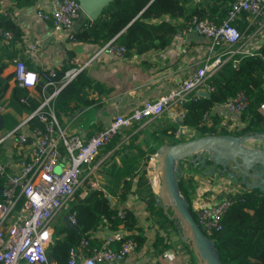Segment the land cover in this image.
Instances as JSON below:
<instances>
[{
	"label": "trees",
	"instance_id": "trees-1",
	"mask_svg": "<svg viewBox=\"0 0 264 264\" xmlns=\"http://www.w3.org/2000/svg\"><path fill=\"white\" fill-rule=\"evenodd\" d=\"M234 0H203L195 7L187 9V4L191 0H113L103 10L99 18L93 21L91 26L88 20H81L79 27L72 33V41L80 43H90L104 46L112 39L119 46L126 49L125 57H131L134 53H140L146 47L154 50L165 49L172 41V38L184 28L185 23L197 16L201 19L209 18L216 24H221L226 18L231 4ZM37 0H15L17 8L32 7ZM169 22L165 21V17ZM244 14L243 19L236 22L238 29L243 32L248 24ZM183 19L184 23L176 26L173 21ZM0 31L12 34L10 40L0 35V43L7 42L1 46L0 50V106L9 108L17 115H31L44 100L43 86L46 79L41 78L37 85L36 94H31L28 90L20 88L17 84L12 88L10 96L7 93L10 89V82L14 79V74L4 76L5 70L13 60V54L8 55V62H4V51H13V46L21 41L22 31L15 21L2 11L0 0ZM42 76L46 71L28 66ZM71 66L66 64L61 70H56L57 86L65 78ZM214 91L210 98L193 97L184 107V116L181 117L182 125L177 121L171 123H161L154 131L137 132L135 139L144 137V149H135L134 143L122 147L121 150L130 149L122 164L123 170L110 171L107 176L109 183L103 189L94 188L89 184H84L83 188L76 194L71 203L70 212L76 213L77 230L70 229L66 224L61 223L55 227L53 243L47 250V255L51 263L67 264L69 251L79 245L83 239H91L92 233L107 228L110 232L125 230L131 234L141 247L145 239L133 234L138 229L139 220L132 210H123L122 213L113 207L111 198L119 197L123 202L127 194L117 195L121 185L130 189L134 177H138L137 196L146 204V211L149 218L158 225L160 231L166 236L158 234L154 247H159L165 251L170 248L168 241L173 233H177L178 224L167 216L160 209L157 194H155L147 178L148 159L157 153L159 147L164 144H177L187 141L181 136H177L180 127H186L193 133L194 138L206 135H237L264 133V115L260 106L264 103V44L259 48L254 56L241 57L236 67L233 62H227L211 78ZM96 84L90 80L85 71L78 73L63 89L55 99V113L67 112L71 105L75 107L89 106L94 103L88 99L87 91ZM240 91H245L249 97V107L240 116L244 127L234 132H229L220 126L219 114L212 115L209 121L204 120V114L214 107L233 99ZM24 100V102H22ZM181 110V109H180ZM154 121H159L158 119ZM11 122V123H10ZM10 123V124H9ZM19 123L9 113L3 115L1 129L11 130ZM44 123L38 117L28 121L30 129L44 128ZM140 125H135L128 133H132ZM121 138V134L115 138L116 144ZM189 139V140H191ZM145 162L141 166V159L146 155ZM207 162L206 167L202 163L195 164L190 159L180 162V189L183 197L193 212V202L198 188L195 175L205 177L206 168L211 165ZM130 180H126L127 176ZM5 178L0 177V186L5 183ZM111 185V186H109ZM108 191L109 194H107ZM233 205L223 217V228L211 237L222 264H264V193L260 190L241 191L229 196ZM1 198V197H0ZM24 203L20 199L19 205ZM194 213V212H193ZM195 218V215H193ZM92 244L96 245L95 239ZM183 248L186 244L181 242Z\"/></svg>",
	"mask_w": 264,
	"mask_h": 264
},
{
	"label": "built area",
	"instance_id": "built-area-1",
	"mask_svg": "<svg viewBox=\"0 0 264 264\" xmlns=\"http://www.w3.org/2000/svg\"><path fill=\"white\" fill-rule=\"evenodd\" d=\"M46 6L38 10V16L44 21L52 22L56 32L67 31L68 39L71 40L75 25L83 14L79 0H46ZM244 14H248V29H255V35L264 32V0H234L221 24L197 16L188 20L183 34H197L208 42L203 64L180 85L157 100L146 101L129 114L115 115L104 130L86 141L79 135L69 134L60 126L54 106L60 90L83 68L68 73L58 87L55 69L47 70L42 76L28 69L23 62L16 64L14 81L20 88H35L43 77L46 79L44 87L53 86L55 91L49 98L44 97L40 106L17 129L0 137V149L12 140L13 149L20 156L16 171L11 172V159L0 152V177L6 180L0 186V264H54L47 255V250L53 243L54 221L65 212L68 220L77 225L76 213L70 212V206L85 184V168L95 163L101 150L135 125L159 119L164 113L172 112L178 107L181 111L172 116L175 122L177 118L184 116L183 107L198 96L199 92L211 94L214 91L211 78L224 64L230 61L236 67L239 58L257 54L259 49L257 52L249 49L244 34L236 26V22L243 19ZM87 20L89 24L85 26H91L93 20ZM0 35L5 40L12 38L10 33L0 31ZM34 50V45H27V54L34 56ZM100 53L123 59L126 49L112 39ZM248 107L249 97L245 91H240L233 99L206 112L204 120L209 121L220 110L241 116ZM1 110L2 107L0 114ZM259 110L264 115V103ZM34 117L45 124L44 128H29L28 121ZM181 133L180 129L177 136ZM156 163L155 154L148 159L146 167L149 175L147 178L155 194L160 183ZM240 190L246 191L235 189L230 195L239 193ZM230 195H226L221 201L211 200L197 207L193 205L195 221L210 239L223 228V217L233 205ZM21 198L24 203L19 205ZM120 215L123 216L124 213ZM137 248L138 242L131 234L118 230L106 236L101 245H93L92 238L83 239L79 245L70 249L67 264H121Z\"/></svg>",
	"mask_w": 264,
	"mask_h": 264
},
{
	"label": "crops",
	"instance_id": "crops-1",
	"mask_svg": "<svg viewBox=\"0 0 264 264\" xmlns=\"http://www.w3.org/2000/svg\"><path fill=\"white\" fill-rule=\"evenodd\" d=\"M200 1L203 0H191L187 4V9L190 10L195 7ZM1 4L2 11L6 12L15 21L23 33L21 41L13 46L12 52L11 50L4 51V62L7 63L9 61V54H11V57L12 54L14 56L11 58L13 61L5 70L4 76L14 74L15 66L18 62H23L25 65L28 64V66L40 70L38 72L50 69L61 70L67 62L71 66V69L66 75L74 70L83 68L80 72L85 71L93 84L97 85L87 91L88 99L93 100V104L79 107L71 105L69 111L56 114V118L62 128H65L69 134L79 135L85 141L95 133L104 130L108 126L109 120L115 115L129 114L144 102L155 101L160 96L180 85L203 64V60L207 54L208 42L204 38L197 34H183V29H181L165 49L154 50L152 47H146L140 53H134L131 57L117 59L104 53L101 54L100 51L104 46L73 42L68 39L67 31L56 32L52 22L42 20L37 14L39 9L47 7L46 0H38L34 6L24 8H17L15 0H1ZM89 18L83 10L81 20ZM164 20L170 21L167 16ZM79 21L76 23L74 30L81 24ZM173 22L176 26L184 23L183 19ZM242 33L246 37L244 39L248 42L249 49L257 52L264 44V32L255 35V29L246 28ZM28 44L35 46L34 56L27 54ZM3 45H7V42L0 43V48ZM0 52L2 53V50ZM32 71L35 70L32 69ZM63 81L64 79L60 82V86ZM15 85L16 83L12 79L7 98L10 96L12 88ZM36 87L24 89L28 90L31 94H36ZM42 90L44 97L47 99L54 93L55 88L53 86H43ZM0 107L3 109L1 110L2 118L4 114L9 113L13 118L19 120L17 126L11 130L0 129V136H4L17 129L29 117L27 114L19 116L7 107ZM180 109L176 107L172 112L164 113L158 119L159 122H174L172 116L179 113ZM219 119L220 126L229 132H234L245 126L240 116L230 115L224 110H220ZM153 122L143 124L129 134H127L128 131H125L126 133L121 134V138L116 141V144H113L114 141H112L102 149L95 163L84 170V176H86L85 184L98 189L105 188L109 183L106 174L110 171L115 172L118 168L123 170V160L130 149L121 150L122 147L134 143V152H137V148L144 149V137L141 136L135 139L134 136L140 130L145 133ZM179 129H181L182 133H190V130L186 127H180ZM0 152L6 155L7 159H11L10 170L11 172H15L20 156L13 149V141L9 140L6 142L0 149ZM147 155L141 159L140 167L145 162L144 158ZM211 169L212 164L206 168L205 177L195 175V180L199 185L193 202L195 207L211 201L212 197H208L207 195L214 194L216 196V194H221L225 189L211 186L213 181L220 179L219 173L210 174ZM130 177V175L127 176L126 180L129 181ZM228 177L231 178L229 175ZM137 184L138 177H134L130 189L124 188L123 185L120 186L117 195L127 194L123 202L119 197H110L113 207H116L121 212L123 210H132L136 214L139 223L138 229L133 234L145 239L144 244L141 247L138 246L135 251L128 254L125 261L121 264H196L189 247L186 245L187 249H185L181 244L182 241L179 238L178 227L177 233H173L169 241L168 239L166 240L167 244L169 242L170 248L162 251L160 250V246L154 247L157 235L159 233L164 236L166 235L149 218L146 204L137 196ZM237 188L245 189V187L240 185L235 187L233 191ZM229 191L226 190V193H229ZM105 192L109 194L108 191L105 190ZM65 216L67 214L63 212L58 217L63 218L61 219V223L63 224H66L64 220ZM54 224L53 231L55 230ZM109 234L111 232L107 228H104L92 233L91 238L95 239L96 245H101L102 240Z\"/></svg>",
	"mask_w": 264,
	"mask_h": 264
},
{
	"label": "water",
	"instance_id": "water-1",
	"mask_svg": "<svg viewBox=\"0 0 264 264\" xmlns=\"http://www.w3.org/2000/svg\"><path fill=\"white\" fill-rule=\"evenodd\" d=\"M111 1L79 0L82 9L93 21L99 18ZM198 96L210 98L207 92H199ZM176 121L182 125L180 118ZM2 123L0 114V129ZM187 159L195 164L201 162L204 168L207 162H211L210 174H227L237 186L264 193V133L206 135L173 145L164 144L156 153V170L160 180L157 201L160 209L177 222L179 238L191 250L196 264H222L214 242L202 232L181 193L179 163ZM1 192L2 188L0 195ZM64 220L67 227L77 230L67 216Z\"/></svg>",
	"mask_w": 264,
	"mask_h": 264
},
{
	"label": "rangeland",
	"instance_id": "rangeland-1",
	"mask_svg": "<svg viewBox=\"0 0 264 264\" xmlns=\"http://www.w3.org/2000/svg\"><path fill=\"white\" fill-rule=\"evenodd\" d=\"M245 37V35H244ZM246 38V37H245ZM160 124L161 122L159 121H154L150 126H149V130L148 131H154L156 130L158 127H160ZM143 124H141L140 126H142ZM126 132H123L122 134H125ZM181 138H184L186 140H189L193 137V133L190 132V133H181ZM145 159V158H144ZM180 164V163H179ZM209 167V166H208ZM207 167V168H208ZM179 170H180V165H179ZM57 171H59V168L57 169ZM220 176V179L219 180H215V181H211V186L213 187H218V188H225L222 193L220 191L221 194H216V196L214 194H210V195H207L208 197H212L211 200H218V201H221L222 199H224V197L226 195H230V194H233V189L235 187H238L235 183V180L233 178H229L227 174H224V175H219ZM209 186V185H208ZM210 186V187H211ZM238 189V188H237ZM226 190H230L229 193L227 192L226 193ZM241 191V190H240ZM207 200V199H206ZM63 217V216H62ZM62 217L60 218H56L55 219V224L54 226L57 228V226H59L61 224V219H63Z\"/></svg>",
	"mask_w": 264,
	"mask_h": 264
}]
</instances>
